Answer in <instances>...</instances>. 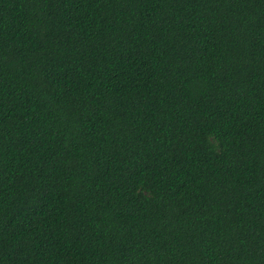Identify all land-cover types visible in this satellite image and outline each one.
Here are the masks:
<instances>
[{
    "label": "trees",
    "instance_id": "obj_1",
    "mask_svg": "<svg viewBox=\"0 0 264 264\" xmlns=\"http://www.w3.org/2000/svg\"><path fill=\"white\" fill-rule=\"evenodd\" d=\"M0 264H264V0H0Z\"/></svg>",
    "mask_w": 264,
    "mask_h": 264
}]
</instances>
